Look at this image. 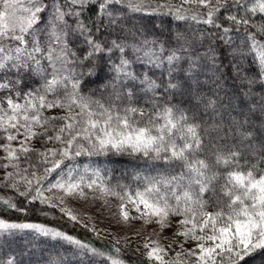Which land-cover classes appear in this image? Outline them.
<instances>
[{
	"label": "snow or ice",
	"instance_id": "6c2138e0",
	"mask_svg": "<svg viewBox=\"0 0 264 264\" xmlns=\"http://www.w3.org/2000/svg\"><path fill=\"white\" fill-rule=\"evenodd\" d=\"M181 4L207 11L186 15L190 9L173 11L169 5L153 6V0H0V168L13 169L3 177L12 183L0 186L15 190L28 204L38 201L55 209L57 203L45 192L84 197L83 187L97 183H86L66 161L82 155L131 157L149 174L134 192H112L139 213L130 216L121 203L123 220L154 223L161 232L175 222L173 237L195 242L188 249L181 244L177 255L183 259L177 261H165V248L157 241L145 242L147 260L264 264V104L259 117L251 107L225 121L222 114L219 120H205L195 107L173 102L176 95H187L197 107L203 102L195 94L207 82L200 74L213 80L217 97L228 69L240 89L248 90L246 95L257 83L264 85V19L253 20L257 13L264 17V0ZM165 7L164 14L176 20L191 19L216 30L200 34L201 42L210 40L203 54L191 51L194 41L186 35L176 33L173 47L161 39L162 31L157 34L158 25L149 27L146 18ZM93 8L86 23L82 16ZM105 33L116 35L109 41ZM156 70H161L160 79L151 75ZM180 71L183 81L177 78ZM98 80L107 81L103 93L86 94L85 87ZM217 107L216 99L209 100L204 114L208 109L217 112ZM22 162L27 166L21 167ZM58 170L55 182L42 187ZM136 179H141L139 174ZM64 196L57 199L63 203ZM59 210L78 222L71 211ZM10 211L26 214L28 208L18 206L13 197H0V213ZM39 211L48 215L43 207ZM25 231L66 242L81 256L98 258V264H125L115 246L113 254L56 227L0 217V237ZM7 264H14L13 259Z\"/></svg>",
	"mask_w": 264,
	"mask_h": 264
},
{
	"label": "trees",
	"instance_id": "16d2710c",
	"mask_svg": "<svg viewBox=\"0 0 264 264\" xmlns=\"http://www.w3.org/2000/svg\"><path fill=\"white\" fill-rule=\"evenodd\" d=\"M161 5H169L172 10L175 11L177 7H180L181 10L190 9V12H186V15H201L206 12L207 9L198 7L196 5H187L181 4V0H153V6L155 4ZM168 11V7L163 8L160 12L153 14L151 18H146L149 27L152 24H156L159 27L157 28V34L161 31L163 32V36L161 39L167 38V43L175 47V42L172 37L176 33H182L186 35L190 40L194 41L192 44L191 51L195 52L197 55H201L205 52L210 43L209 39H205L201 42L198 38L201 33H209L215 32L214 28H210L208 25L203 23H198L197 21L188 19V20H176L172 15H165ZM95 9H91L84 13L82 19L87 23L89 18L93 16ZM140 15V14H137ZM223 13H221V16ZM264 17H261L259 13L253 20L256 22H260ZM72 18H69V22H71ZM225 26H230L227 23ZM243 31V29L241 30ZM235 38L236 33H230ZM107 36V39L110 41L115 38V33L112 35L104 34ZM237 43L239 41L237 40ZM188 53H184L187 56ZM250 59V58H249ZM227 63V61H225ZM136 67L137 72L143 71L141 66ZM183 68L187 67L186 61L182 64ZM245 67H248V63H245ZM167 69V65H165V72ZM160 71L156 70L151 75L154 78L160 79ZM252 72H255V69H252ZM167 77L165 76V79ZM177 78L180 81L184 80V73L180 71L177 74ZM199 79L203 81H207L206 83H202L195 92L197 96H203V102L199 104L197 107L195 102H190L189 97L187 95L180 96L176 95L173 98L174 103L183 102L185 106L195 107L196 110L203 115L205 120H209V118H214L216 120L220 119V115L222 114L223 119L227 121L229 117H238L239 112L243 109L247 111L251 107H256V116H260L259 106L264 104V85L257 83L253 86L251 94L246 95L247 89L241 90L239 84L232 76L231 69H228V75L224 80V88L219 92L218 97L214 95L216 91V86L213 80L208 79L207 75L200 74ZM106 80H98L95 83L89 84L85 87V93L93 92L97 97H99L103 93V87L106 83ZM227 94V95H225ZM106 95V93H105ZM168 97H165L167 99ZM211 99L217 100V112H213L211 109H208L207 114H204V107L207 102ZM229 99H231V104H229ZM259 120L256 121L259 124ZM38 146V145H37ZM76 159L80 161H87L93 163L94 166L98 165V169L101 171L103 177V183L110 190H115L117 192H125L130 191L134 192L138 187H141L143 184V176L149 174V170L144 166L141 161L133 160L131 157H114V156H80ZM67 162V161H66ZM33 163H35V159H33ZM23 166L24 163L22 162ZM22 166V165H21ZM42 171V168L39 169ZM139 174L141 177L140 180H137L136 177ZM154 175V173H151ZM23 186V185H22ZM5 186H0V197H13L14 201L20 207L28 208V212L17 213V212H5L0 213V217L8 219L13 222H38L43 223L45 225H50L51 227H56L61 229L76 238L86 240L92 244V246L99 248L101 250H108L115 254L113 246L114 244L100 240L96 237H92L84 232L77 231L75 228V224L66 225L64 222L65 218L63 215H56L52 209H46V206L36 205V204H28L23 197H19L18 193L8 187V189L3 188ZM23 190V188H21ZM9 194L7 196L6 194ZM12 195V196H11ZM44 208L45 212L48 213L47 216L42 215L39 211L40 208ZM73 227V229H72ZM76 231V232H75ZM115 248H117L115 246ZM118 255L121 259L124 260L125 264H155L153 261H149L144 257L133 255L131 253H127L122 249H119ZM13 259L14 264H59V262H63V264H98V258L95 257H85L79 254V250H77L74 246L67 244L63 241H53L51 238L34 236L31 232L25 231L23 233H17L14 237H0V264H7L9 259ZM248 264H252L251 261Z\"/></svg>",
	"mask_w": 264,
	"mask_h": 264
},
{
	"label": "rangeland",
	"instance_id": "374dc122",
	"mask_svg": "<svg viewBox=\"0 0 264 264\" xmlns=\"http://www.w3.org/2000/svg\"><path fill=\"white\" fill-rule=\"evenodd\" d=\"M3 143V141H0ZM4 153L0 150V156H3ZM4 161H0L3 163ZM66 164L73 165L78 169L79 174H83L85 177V182H90L92 179L97 181L96 185H93L91 189L83 187L85 193L84 197L79 195L76 196H64L63 192L59 190H52L51 192H45L46 196H49L53 199V202L57 203L58 207L52 209L53 214L63 215L60 212V208L63 207L73 215L77 217L78 222H73L68 219L67 216H64L66 225L75 224L77 231L84 232L92 237H96L100 240L108 241L114 244L118 249H122L127 253L133 255H138L145 258L146 249L143 248L145 242L157 241L161 246L165 248L166 255L164 256L165 261H177L183 259V257H178V253L181 252V244L184 249L193 248L195 242L188 241L183 243V237H173L172 233L176 230L175 222H173V227L171 229L164 230L161 232L159 227L152 224H145L144 220L141 219H130L124 221L120 215V205L125 203L127 210L129 211L130 216L136 217L139 216V213L135 211L131 204H128L127 201H121L119 196L112 195L110 191H102V188H107L103 183V177L101 171L98 169V165L94 166L93 163L87 161H80L78 159L74 161H67ZM21 167L27 165L21 163ZM85 165L88 166V171L85 172ZM13 171V169H3L0 168V184L8 185L12 181H4L3 177L5 172ZM65 171V178L66 172ZM98 171L99 176H94L93 173ZM77 172L73 173L74 177L78 176ZM38 174H42V171H38ZM59 175V170L56 173H53L48 181L43 182L42 187L46 188L49 182H55ZM8 189V187H3ZM21 188L23 186L21 185ZM108 189V188H107ZM117 192V191H115ZM120 195H123L124 192H118ZM35 193L33 192V195ZM9 196V194H6ZM12 196V195H11ZM64 196L63 203H61L57 197ZM34 204L40 205L39 202ZM46 209L47 208L45 207ZM50 212V211H49ZM38 223V222H37ZM47 226H50L49 224ZM59 228V227H58ZM73 229V227H72ZM76 232V231H75ZM172 244L171 248H168L169 244ZM155 246V245H153ZM146 259V258H145ZM153 263H155L153 261Z\"/></svg>",
	"mask_w": 264,
	"mask_h": 264
}]
</instances>
